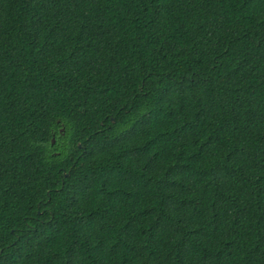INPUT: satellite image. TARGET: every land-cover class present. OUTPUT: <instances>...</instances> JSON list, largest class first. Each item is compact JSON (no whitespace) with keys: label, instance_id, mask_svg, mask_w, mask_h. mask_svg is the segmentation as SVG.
Returning <instances> with one entry per match:
<instances>
[{"label":"trees","instance_id":"trees-1","mask_svg":"<svg viewBox=\"0 0 264 264\" xmlns=\"http://www.w3.org/2000/svg\"><path fill=\"white\" fill-rule=\"evenodd\" d=\"M0 264H264V0H0Z\"/></svg>","mask_w":264,"mask_h":264}]
</instances>
